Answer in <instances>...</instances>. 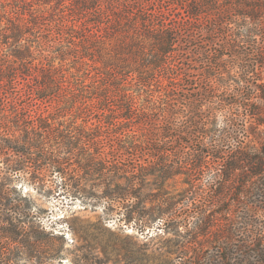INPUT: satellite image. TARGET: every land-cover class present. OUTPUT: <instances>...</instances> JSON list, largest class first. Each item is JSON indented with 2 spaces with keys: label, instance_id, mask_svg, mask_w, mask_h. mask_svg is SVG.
<instances>
[{
  "label": "rangeland",
  "instance_id": "obj_1",
  "mask_svg": "<svg viewBox=\"0 0 264 264\" xmlns=\"http://www.w3.org/2000/svg\"><path fill=\"white\" fill-rule=\"evenodd\" d=\"M170 7L178 18L187 17L184 4H171ZM67 9L61 4L0 0V55L13 59L17 45L21 44L22 50L31 46L34 64L51 65L57 69L53 87L58 86L54 89L56 97L53 100L28 101L12 89L1 95L0 125L8 126L10 132L6 133L21 141L29 124L40 122V116L49 117L56 125L63 123L61 130L71 126L70 130L77 137L82 132L79 137L89 143L85 150L77 149L70 157L63 155L70 159V168L78 176L73 181L84 183L83 194L68 197L55 190V184L61 180L58 172L41 171L38 175L41 180L37 181L30 175L24 177L22 170L9 174L7 168L10 165L19 163L22 166V157L13 156L0 164V186L4 187L8 200L19 207L17 213L11 212L8 218L16 216L22 220V227L10 224L4 233L6 239L0 243V264H210L218 263L215 254L220 247L230 249L235 264H259V257L253 250L264 249V171L253 175L237 170L226 181L218 182L216 187L209 182L208 174L189 183L191 181L185 174L189 171L184 167L192 155L191 148L185 144L188 139L178 138L177 145H157L155 140L154 145L152 143V138L158 135L161 139L160 135H165L172 124L184 127L186 116L193 114L190 109L198 111L197 105H189L185 100L186 95L187 98L190 94L195 95L197 89L192 86L189 92L184 91L180 78L188 80L190 85L193 82L197 88L198 85L204 86L201 78L205 77L211 78L210 95L215 102L208 105L219 108V122L223 121L220 111L224 108H234L233 112L239 113L241 119L235 140L227 151L238 147L248 150L249 154L260 153L264 157V100L257 98L250 103L256 110L255 117L240 106L242 89L239 84L244 77L238 53L234 48L222 47L224 41L220 36L225 30L221 28L219 33L211 36L207 34L213 30L210 22L197 24L191 35L184 33L178 70L164 72V64L156 54L145 56L143 60L134 55L132 47L122 43V34L116 29H110L109 34L104 29L97 31L95 17H84V13L78 12L70 14ZM12 15L18 19L12 20ZM229 18H224V25ZM25 22L33 23L26 28L22 26ZM16 23L22 26V41L18 43L11 34L5 33L6 27L14 28ZM55 23L64 31H60V35ZM38 26H48L45 28L52 33L46 32L42 36L43 30ZM233 26L249 35L252 44L237 48V52H252L263 43L264 14L258 19H246L241 15L238 24ZM66 37L70 44L63 42ZM191 37L195 39L189 43ZM55 38H61V42ZM210 40L214 43L209 44ZM200 52L206 54L201 56ZM213 53L221 54V59L218 58L221 67L212 66L204 72L203 61L207 62ZM215 58L213 61L218 62L217 55ZM255 68V73L250 74L252 77H249L245 97L251 95V89L256 90L255 84L264 82V64L257 62ZM184 72L188 75H182ZM40 79L24 86L22 95L37 89ZM61 81L69 86L68 92L60 91ZM130 99L137 114L128 113ZM27 110L31 111V117ZM2 134L5 133L0 131V136ZM170 134L168 131V136ZM93 140L100 143L92 145ZM136 143L142 151L134 146ZM160 146L173 152L167 161L153 160L152 151ZM137 150L142 152L136 158L137 164H142L135 170L151 165L152 168H147L150 175L143 177V185L138 186V198L128 203H138L140 209L155 214L146 224L135 220L126 222L119 214L120 204L116 201L120 187L130 181L126 177L130 179L132 176L129 173L123 177L121 162ZM99 151L107 160L102 162L106 177L100 179L90 176L87 169ZM176 156L178 172L183 173L161 184L156 180L160 166L175 165L173 159ZM207 167L205 172L209 173L210 169L218 170L220 164L211 162ZM209 186L221 191L222 196H205L203 191ZM159 209L172 217L163 219L162 215L158 216ZM198 211L203 213L199 215ZM200 224L202 228H196ZM230 228L233 229L232 237L226 232ZM220 255L226 256V251Z\"/></svg>",
  "mask_w": 264,
  "mask_h": 264
},
{
  "label": "trees",
  "instance_id": "obj_2",
  "mask_svg": "<svg viewBox=\"0 0 264 264\" xmlns=\"http://www.w3.org/2000/svg\"><path fill=\"white\" fill-rule=\"evenodd\" d=\"M22 4H61L65 8H68L70 14H75L76 12L83 14L84 17H95V24L97 31L104 29L107 34L110 33V29H116L117 33L122 34V43L125 46L132 47L134 50V55L142 57L143 60L145 56L156 54L158 60L164 64L163 71L170 72L178 70V56L183 55L182 44L183 39L187 33L191 35V31L194 28H197V24L203 22H210L213 30L207 32L209 35L217 34L220 32V29L223 28L225 32H222L224 44L222 47L234 48V52L240 59V67L243 72L244 80H241L239 87L242 89V101L240 106L247 111L249 110V115L255 117L257 116L254 106L250 104L255 101V99L264 100V82L260 84H255L256 90H250L249 97H245L244 93L248 84L250 83L249 77L253 72L255 73L257 62L264 64V61H259V59L264 60V41L262 44H259L254 48V51L250 52L244 50L243 52H237V48H245L246 45H252L249 41V35H244L240 30L234 28L233 24H238L239 18L243 15L246 19H258L261 14H264L262 11L264 9V0H18ZM261 5H258L260 4ZM171 4H184L187 10V17L178 18V14H174V10L170 7ZM210 4V6H208ZM228 4H231L228 6ZM211 7V8H210ZM210 8V9H209ZM246 8V9H245ZM170 12V14H169ZM34 14V13H33ZM177 15V17H176ZM12 20L16 21L18 18L14 15L11 16ZM116 17V21L114 20ZM182 17V16H180ZM225 17H230L228 23L224 20ZM37 20V18H35ZM33 22H25L22 26H30ZM35 23V21H34ZM56 24V23H55ZM35 25V24H34ZM22 26L19 23H16L15 27H6L5 33L12 35V38L18 42L22 41ZM55 26L58 27V34L64 32L59 28L58 24ZM61 26V25H60ZM44 28H38L42 31V36L47 32V34L52 33V30H47ZM240 28V27H239ZM227 30V31H226ZM53 36V35H52ZM129 38L131 40H129ZM190 38V37H188ZM60 40L61 38H55ZM195 39V38H194ZM188 40L189 43L193 42ZM63 42H68L70 40L66 37ZM214 41L210 40L209 44H213ZM218 52V51H217ZM31 46H26L25 50H22L21 44L17 45V50L14 54V58L11 59L9 56L0 55V96L5 95L9 92L10 89L16 94H21V97H24L26 100H53L56 96L53 94L54 89L58 86L53 87V84L57 78L55 74L57 69L54 66L45 64H34L31 57ZM241 53V54H239ZM206 52H200L201 56H204ZM217 55L221 59V54L213 53L210 55L207 62L203 61L204 68L206 72L208 68L212 66H220V62H214V56ZM187 58V57H186ZM214 60V61H213ZM193 62L194 60H189ZM212 64V65H211ZM190 64L188 65V67ZM221 67V66H220ZM188 68H185L187 71ZM188 75L187 72H184L182 75ZM41 77L38 82L40 86L37 89L29 90L28 93L22 95L23 87L29 85L31 81H38V78ZM181 89L184 91L191 90L189 87L197 89V93L190 94L191 96L185 100L189 102V105H197V112H194L192 109V115L186 116L187 124L183 127L178 123L172 124V128L166 130V134L160 135L161 139L152 138L153 145L154 140L157 145L159 144H178V138L186 137L188 141L185 142L189 148L192 150V155L188 157L189 163L186 164L189 172H185L187 175L188 181L197 182L204 175L208 174L210 178L209 182L211 185L217 186V183L221 180L226 181L230 176H233L235 171L242 170L243 172H251V174L260 175L264 171V157L260 153L249 154L245 149L234 147L231 151H227V147L233 144L235 140V134L237 133V125L241 119H239V113L233 112V109L224 108L222 111L223 121L219 122V115L217 110L219 108H214L213 97L210 95L212 93L211 78L206 79L205 77L201 78V84H204L206 88L202 85H198L197 88L192 84H188V80L181 77ZM262 81V80H259ZM65 81H61L59 85L60 91L68 92L69 86L64 85ZM158 82H160L158 80ZM213 82V81H212ZM24 83V84H23ZM21 84L22 87H19ZM173 85V87L177 86ZM209 87V89H207ZM193 89V90H194ZM240 89V90H241ZM70 90V89H69ZM258 91V92H257ZM192 97V98H191ZM210 98L211 100H208ZM209 101V102H208ZM201 103V105H198ZM206 103V104H205ZM237 104V103H236ZM171 105V104H170ZM191 106V107H192ZM202 107L206 109L203 110ZM28 109V108H26ZM129 115L137 114V110L134 109L133 101L130 99L129 105L127 106ZM27 113L31 117V111L27 110ZM41 117V121L35 124H29L24 130V136L22 140L15 138L13 134L6 133L10 132L8 126L0 125V131L4 132L0 136V164L2 162L6 163L8 158L13 156L22 157V166L21 164H13L7 168L9 174H17L22 170L24 177L28 178L30 175L33 180H41L38 175L41 174V171L45 172H58L61 175V180L55 185V190L62 191L63 194L69 196H74L76 193H85L83 184L76 183L74 177L77 178V174L74 169L70 168V159L72 152L80 149L85 150L89 146V143L85 142L79 136L83 134L79 133V136L73 135L71 131V126L64 128L63 123L56 125L54 122H50L49 117ZM259 123L261 122L257 119ZM54 121V120H53ZM175 122V121H173ZM170 122V123H173ZM22 130V126H19ZM66 130V131H65ZM168 131L170 136H168ZM163 131H161L162 133ZM11 137L14 138H10ZM165 138V139H164ZM93 140L92 145H96ZM56 148H52V147ZM138 149L140 148L139 144H134ZM160 149L152 151L154 161L164 162L167 161L168 155L173 152H169L167 148L163 146L159 147ZM62 150V151H61ZM143 149L140 148V151ZM139 150L130 154V157L122 160L121 164L123 167L121 171L123 177L127 176L129 173H132L131 178H127L128 185L120 187V191L116 197V201L120 204L119 214H122V218L126 222H131L135 220L137 223H148L152 217L155 215L150 211L145 209H140L137 204L128 203L134 198H138V189L139 185L142 186L144 183V178L148 173V166L146 168H141L142 170H135L136 167H139L142 163L137 164V159L139 158ZM178 152V150H177ZM175 153V152H174ZM97 156L91 159V166L87 169L90 170L89 175L94 176L95 178H105L104 174L105 167L102 166L103 161H107L103 157V152L99 151ZM175 159V160H174ZM173 161L175 165L167 166V164L160 166L161 169L159 175L156 177V180L163 184L165 181L169 180L172 176L178 175V156L174 158ZM9 161V160H8ZM136 162V164H135ZM151 162V161H149ZM153 162V161H152ZM211 162L219 163L220 168L218 170L210 169L209 173L205 172ZM127 163V164H126ZM7 165L8 162H7ZM190 166V167H188ZM1 169V166H0ZM139 169V168H138ZM146 172H144V171ZM87 173V174H88ZM151 175H155L154 172H150ZM139 174L143 175L140 176ZM248 174V173H247ZM29 180V179H28ZM138 180L137 182H135ZM45 181V180H43ZM81 183V182H80ZM82 185V186H81ZM4 187L0 186V243L4 242L6 236L4 235L7 232L9 225L22 227V220L16 216L10 219L8 218L10 213H17L18 206L13 205L6 196V192L3 190ZM206 191V192H205ZM204 194L222 196V192L217 189L210 187L204 189ZM111 195V194H110ZM111 198V196H109ZM115 200V199H114ZM152 210V209H151ZM160 214L158 216H165L170 219L172 215H166L167 211L159 209ZM199 212L203 213V212ZM163 213V214H161ZM167 221V220H165ZM200 220L197 222L199 223ZM204 221V220H203ZM183 226V225H181ZM198 229L202 228L200 224ZM225 231V230H224ZM227 236L233 235V229H227ZM201 235H205L203 230L200 232ZM226 251V256L220 255V252ZM259 257V264H264V249L253 250ZM219 259L218 263L211 262L210 264H235L233 259L230 256V249L228 248H218L215 258ZM213 258L212 260H215ZM202 261V260H200ZM236 264H243L236 263Z\"/></svg>",
  "mask_w": 264,
  "mask_h": 264
}]
</instances>
